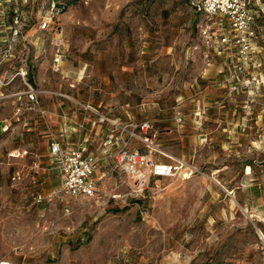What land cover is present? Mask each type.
<instances>
[{
    "label": "rangeland",
    "instance_id": "374dc122",
    "mask_svg": "<svg viewBox=\"0 0 264 264\" xmlns=\"http://www.w3.org/2000/svg\"><path fill=\"white\" fill-rule=\"evenodd\" d=\"M197 1L0 0V260L264 264V0H238L211 20ZM241 9L247 49L233 25ZM88 109L149 121L147 141L132 147L192 171L142 195L126 180L116 199H79L64 212L51 196L60 177L49 140L64 116L85 125ZM111 128L97 125L96 154ZM17 169L24 175L12 181ZM101 172L113 192L116 177Z\"/></svg>",
    "mask_w": 264,
    "mask_h": 264
},
{
    "label": "built area",
    "instance_id": "2783aa9c",
    "mask_svg": "<svg viewBox=\"0 0 264 264\" xmlns=\"http://www.w3.org/2000/svg\"><path fill=\"white\" fill-rule=\"evenodd\" d=\"M240 4L238 0H199L192 3L196 13L205 19L211 20L214 18H224L230 16L233 8ZM241 9L240 18L241 24H233L238 32L237 41L242 43V46L247 49L246 38L249 33L247 30L246 13ZM219 26L221 32L219 40L226 42L224 36L223 25ZM16 35V33H14ZM202 35L207 36V32L203 30ZM10 45L4 49L2 56L7 58L10 54ZM53 60V66H59L60 57ZM26 92L27 99L31 104L38 105V93L35 92L30 85ZM93 118L88 120L89 129L93 130L99 123L111 126L109 132L106 133V138L102 142V150L98 154L91 153L88 150V142L85 138H79L71 141L70 122L67 116H64L62 126L59 129V138L54 134L50 136L48 155L51 163H54L60 177V185L51 192L52 197H57L62 202L64 212L68 213L72 202L79 199H116L118 197L116 189L126 183V180H131L132 191H139L140 195L149 184L156 187L157 182L164 177L184 173L186 170L192 171L191 166L180 158L172 159L171 163H162L150 154L142 152L137 148L132 147L133 140L147 141V137L142 138L152 124L144 120L142 122H134L129 119L127 123L116 122L107 116L98 113L94 109H88ZM129 117V116H128ZM180 118H178V121ZM83 126L82 123L79 127ZM117 131L114 134V131ZM115 149H114V148ZM23 151L22 155H25ZM14 157V154H11ZM108 166L111 172L117 179L114 183L113 192L106 193L102 189L101 168ZM30 168H39V162L33 160ZM23 170L17 169L11 175L12 181L20 180L23 177ZM105 177V176H104ZM152 184V185H151ZM151 187V188H152ZM40 199V198H39ZM0 264H14L7 260H0Z\"/></svg>",
    "mask_w": 264,
    "mask_h": 264
},
{
    "label": "crops",
    "instance_id": "0c3cea01",
    "mask_svg": "<svg viewBox=\"0 0 264 264\" xmlns=\"http://www.w3.org/2000/svg\"><path fill=\"white\" fill-rule=\"evenodd\" d=\"M67 117H68V115H67ZM73 118L74 117L69 116V121H71L70 122V131L72 132L69 140L75 141L73 136H76L77 133L79 132L80 138L87 139L89 152L96 154V150L94 149V146L96 145V139H95L96 128H94L93 130H90L88 121L84 125V122H82V121L78 122V120H76V119L73 120ZM87 120H89V119H87ZM80 123H82L83 126L79 127ZM59 124H60V122H58L57 129H55V130H58V132H59V129L61 127V125H60V127L58 128ZM54 135L59 138V133L54 134ZM97 142H99L98 139H97ZM102 174H104V176H105V172L98 173V175H102ZM58 175H59V173H58Z\"/></svg>",
    "mask_w": 264,
    "mask_h": 264
},
{
    "label": "trees",
    "instance_id": "16d2710c",
    "mask_svg": "<svg viewBox=\"0 0 264 264\" xmlns=\"http://www.w3.org/2000/svg\"><path fill=\"white\" fill-rule=\"evenodd\" d=\"M78 0H72V2L74 3V2H77ZM29 82L31 83V79H30V77H29Z\"/></svg>",
    "mask_w": 264,
    "mask_h": 264
}]
</instances>
